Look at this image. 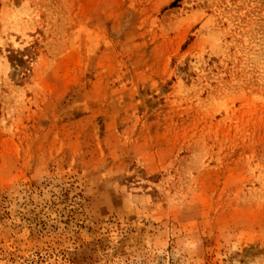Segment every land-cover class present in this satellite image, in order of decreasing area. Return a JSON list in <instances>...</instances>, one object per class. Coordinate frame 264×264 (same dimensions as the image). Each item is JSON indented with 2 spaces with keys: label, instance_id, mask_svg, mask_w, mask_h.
Listing matches in <instances>:
<instances>
[{
  "label": "rangeland",
  "instance_id": "374dc122",
  "mask_svg": "<svg viewBox=\"0 0 264 264\" xmlns=\"http://www.w3.org/2000/svg\"><path fill=\"white\" fill-rule=\"evenodd\" d=\"M0 264H264V0H0Z\"/></svg>",
  "mask_w": 264,
  "mask_h": 264
}]
</instances>
